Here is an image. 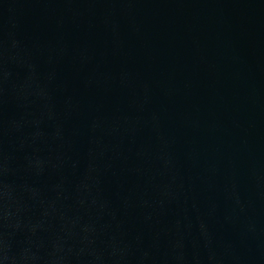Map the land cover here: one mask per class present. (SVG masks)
Here are the masks:
<instances>
[{"label": "water", "instance_id": "obj_1", "mask_svg": "<svg viewBox=\"0 0 264 264\" xmlns=\"http://www.w3.org/2000/svg\"><path fill=\"white\" fill-rule=\"evenodd\" d=\"M0 264H264V0H0Z\"/></svg>", "mask_w": 264, "mask_h": 264}]
</instances>
